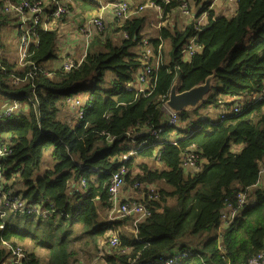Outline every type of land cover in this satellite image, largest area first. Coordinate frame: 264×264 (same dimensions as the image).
Wrapping results in <instances>:
<instances>
[{"label":"trees","instance_id":"1","mask_svg":"<svg viewBox=\"0 0 264 264\" xmlns=\"http://www.w3.org/2000/svg\"><path fill=\"white\" fill-rule=\"evenodd\" d=\"M152 1L166 14L183 0ZM194 1L197 16L207 13L205 24L163 25L155 36L147 37L154 49L168 40L170 50L165 61L162 51L151 85L144 90L126 88L142 65V52L134 49L145 37L142 14L112 23L107 33L95 35L101 48L87 49L68 70L44 66L56 56L54 28L37 30V42L30 44L22 64L0 53L3 188L12 189L29 206L48 210L44 217L12 209L0 214V264H13L12 249L17 245L23 251L21 264H81L82 256L96 255L97 264H144L155 259L161 264H246L263 248L264 98L248 103L245 97L264 87V0H233L229 17L216 15L209 8L212 0ZM70 2L82 11L100 7L99 0ZM15 21L0 6V28ZM115 33L121 35L117 41ZM193 35L201 48L184 57ZM213 68L216 75L206 101L177 114L178 125L151 135L149 130L165 122L163 103L173 80L181 91L202 82ZM78 91L83 112L68 121L61 111L71 107ZM242 99L241 110L232 112ZM13 100L20 108L5 113ZM200 108L208 110L193 116L192 111ZM211 109L214 116L209 115ZM130 130L135 132L133 143L127 135ZM143 139L146 146L123 160L121 155ZM193 146L199 154L197 168L186 170L181 159ZM46 151L54 163L39 173ZM121 164L127 169L124 187L143 192L135 199L149 214L130 231L119 230V243L106 247L103 242L111 230L133 221L106 219L111 208L108 185ZM17 178L24 188L16 189ZM240 192L246 196L239 206ZM227 204L235 214L218 232ZM25 240L29 246L20 244Z\"/></svg>","mask_w":264,"mask_h":264},{"label":"built area","instance_id":"2","mask_svg":"<svg viewBox=\"0 0 264 264\" xmlns=\"http://www.w3.org/2000/svg\"><path fill=\"white\" fill-rule=\"evenodd\" d=\"M168 2L169 0H164ZM233 2V0H228ZM1 8L6 13H10L11 16L16 18V28L18 33V62L20 64L23 63L24 58L28 54V48L30 44H34L37 42V30H49L52 29V24L59 18L65 16L68 12V0H1ZM144 7H153L157 8L159 11V16L164 18L166 14L163 13L162 7L154 3L153 1H147L144 4H137L133 6L131 4V0H106L105 4L100 1V7L98 11L87 15L86 23L81 28V32L84 37L85 46H88L91 38L93 35H100L103 33L105 29V21H104V12L110 11L111 16L114 19L115 24H121L125 20L129 19L131 16L137 13L138 10H141ZM210 8V6H209ZM177 9L182 11L185 14L190 12V5L188 0H183L177 6ZM207 13L203 12L200 16L202 18L206 16ZM198 28L202 24L199 21L196 22ZM142 45L144 49L142 51V65L140 70L136 74V78L133 82H128L126 88L136 87L140 90L146 89L149 85H151V78L152 73L154 70L159 66L162 61V44H158L157 48L154 49L149 42L147 37L142 38ZM201 46L196 41V36H191L183 50L184 57H190L194 52L199 51ZM86 52V51H85ZM0 53H1V41H0ZM85 53L83 54V56ZM82 56V58H83ZM81 58V59H82ZM80 59V60H81ZM80 60H74L73 58L66 57L63 60L62 68L68 70L75 66L77 62ZM264 98V87L257 92H252L247 94L245 99L248 103L255 102L257 100H261ZM245 99L238 100L234 103L231 111L232 112H239L243 106V101ZM77 105V114L80 116L82 115L83 108L81 107V100L80 98H75ZM18 104L17 101L13 100L10 105H8L5 109V113L9 114L15 111ZM73 105V104H72ZM167 112V116L165 119L164 124L160 125L156 129L149 130V133L154 137H157L163 130L164 126H173L178 125V115L169 112L164 108ZM229 112V111H223ZM220 117H223V114H220ZM147 131V130H146ZM132 142H134V135L135 132L130 130L127 134ZM138 135V133L136 134ZM147 140L143 139L138 144L134 145L131 150L128 152L123 153L122 159L126 160L130 155L136 153L142 146H146ZM6 153V149L4 146L0 144V156ZM199 158V154L197 152V148L193 146L187 152L183 153L181 159V165L183 168L187 169H196L197 168V160ZM126 167L121 164L118 170L112 174L108 185V194H109V201L111 204V208L107 214V221H115V219L122 218V217H131L132 218V226L135 225L140 219L144 218L149 214L148 208L139 200L137 199H129V198H122L120 196V192L125 185V178L124 173L126 172ZM261 173H264V168L261 169ZM5 179L3 176V172L0 167V214L1 216L5 214V209H12L19 211L21 213L24 212H33L37 215L45 216L47 213V209L42 210L39 206H29L26 204L24 200L21 199L19 195H14L13 190L10 188H3ZM82 183L84 181L82 180ZM134 190L136 189L135 186L132 187ZM138 193L140 189H137ZM142 197V195H140ZM245 193H238V205H242L245 201ZM1 205L3 207H1ZM235 214V209L230 204H227L224 211H223V223L219 226L218 232L224 225H227L233 215ZM119 230L113 229L111 230L110 236L103 242L104 246L106 247H115L119 242L117 238ZM104 248H100V254L103 253ZM23 257V251L19 247H15L12 249V256L11 262L13 264H21V258ZM169 261H171L169 259ZM246 264H264V246L263 248L252 258H250Z\"/></svg>","mask_w":264,"mask_h":264},{"label":"crops","instance_id":"3","mask_svg":"<svg viewBox=\"0 0 264 264\" xmlns=\"http://www.w3.org/2000/svg\"><path fill=\"white\" fill-rule=\"evenodd\" d=\"M134 1L131 0V4L133 6H136L134 4H139L137 0H134ZM148 1H152V0H148ZM188 2L190 5V12L188 14L183 13L182 11L177 9V7H175L173 9H171L169 12H167L166 16L164 18H161L159 16V11L157 10V8L144 7L141 10H138V12H137L138 14L143 12L142 15L145 17L144 24H145V22H147L148 28L151 27V29H153L155 32L154 34L153 33H151L150 35L148 34V36H155L158 33V29L160 28V26H163V25L169 26L171 24L172 26H174L176 24L177 26L181 27V26H183V25H185L191 21H195V22L199 21L200 24H202V25L205 24L207 21V16H204L203 18L200 15L197 16L199 6L196 5V2L194 0H189ZM213 2H214V4H213ZM70 4H74V3L70 2ZM70 4H69L68 9L70 8ZM231 5H235V3H232L231 1H228V0H212L210 7L215 11L216 15L219 14L220 12H222V14L225 15L224 12L227 11V9L230 10ZM70 10H68V11H70ZM79 10H80V12H86V11H82L81 8H79ZM88 12L89 13H85L84 15L91 14L92 12H95V10H93L92 12L91 11H88ZM170 12H171V16L175 15V17H178L180 19V22L178 20H176V23H170V20L168 19ZM74 13H75V11H73V10L70 12H67V14L64 16V18H61V19L59 18L52 24V28L57 30L56 56L54 58L50 59V60H53V62L51 64L48 63L50 60H48L44 63V66H46L47 69H49V70L60 68L62 66L63 60L66 57L73 58L74 60H80L82 58L83 54L85 53V51L87 50L88 46H85L84 37H83V34L81 32V28H82V26L85 25V23L87 21L86 18L88 16L80 15L78 17L74 16V18H73ZM137 13L135 12V14H137ZM103 16H104V21L106 22L107 26H109V25L111 26V24L114 23V19L111 16L110 11H108V10L105 11ZM157 18L159 19L158 21H157ZM16 21L12 25L9 24V26L12 27L11 38L13 39L14 42L17 43L18 33H17V28H16ZM144 24H143V28H144ZM143 28H142V32H143V34H145L144 36L148 37L147 32ZM75 36H78L79 39L76 40ZM94 36L95 35H93V37H92L93 39H95ZM166 41H162V43H161L162 44V51H164V52L165 51L167 52V50L164 49L165 48L164 45H165ZM1 43H3V42H1ZM3 47H4V45H3ZM17 60H18V56H17L16 61ZM140 195H141V193H138L132 187H124L120 192V196L122 198L134 199V198L141 197Z\"/></svg>","mask_w":264,"mask_h":264},{"label":"rangeland","instance_id":"4","mask_svg":"<svg viewBox=\"0 0 264 264\" xmlns=\"http://www.w3.org/2000/svg\"><path fill=\"white\" fill-rule=\"evenodd\" d=\"M100 1H102L103 4H105V2H106V0H99V2ZM140 1L141 0H139L138 2H140ZM232 3H234V2H232ZM68 4H69V1H68ZM213 4H214V2H213ZM234 8H235V5H231V9L230 10L227 9V11L224 12L225 16L229 17L231 15L232 11L234 10ZM68 10H70V8ZM72 10L75 11V13L73 14V18H74V16H77L78 17L80 15L87 16V15H84V14L85 13H89L88 11H86V12H80L79 7L76 5V3L72 4V8H71L70 11H72ZM70 11H68V12H70ZM92 13H94V12H92ZM140 14H143V12H141ZM88 15H90V14H88ZM168 19L170 20V23H176V20H178L180 22V19L178 17H175V15L174 16H171V12L169 14ZM158 20L159 19L157 18V21ZM169 26L171 27L172 25L170 24ZM10 27L11 26H9V25H5V26H2L0 28V37H1V40L3 42L2 43V48H1V53H2V56H4L5 58H7L9 61H16L17 56H18V44L16 42H14L13 39L11 38V36H12V27L11 28ZM108 28H109V26H107V24L105 22V29H104L103 32L104 33H107ZM143 29L147 32V36H148V34L150 35L151 33H153V34L155 33L154 30L151 29V27L148 28L147 22H145ZM111 31L112 30H110L108 32V34H110ZM120 37H121V35L119 33H115L113 35V38H114L115 41L119 40ZM75 39L78 40L79 37L78 36H75ZM3 45H4V47H3ZM164 46H165L164 49L167 50V52L166 51H165V53L163 52V61H165V55L167 57L168 56V51L170 50V43H169L168 40L165 42V45ZM100 48H101L100 42L99 41H96L93 38H91L87 49H89V51H94V50H97V49H100ZM134 49L136 51H138V52L139 51L142 52L143 49H144V46L142 44H139ZM52 62H53V60H50L48 63L51 64ZM106 74L107 75H111V72L108 71V72H106ZM81 94H82V92L78 91L73 96L74 97L75 96H79L78 98H81L83 96ZM74 99L71 100V107L72 108L71 107H65L61 111V114H62L61 117L67 119L68 121L71 120V118L73 117V114H76L77 113V105L78 104L76 103V100H74ZM16 105L17 106H15L16 107L15 109L17 110L18 108H20L19 107V103L16 104ZM206 110H208V109H206ZM206 110H205V108H200L197 111H192V115L194 116V115H197L199 113L205 114L206 113ZM216 113L217 112H215V114ZM209 115L214 116V112L212 111V109L210 110V114ZM131 143H133V142H131ZM136 159H137V161H140L139 158H136ZM144 160L146 162L150 163L151 165H153V162H149L150 161L149 159H144ZM53 163H54V160L52 159V157L50 155V152L49 151H46L44 153L43 157H42V161H41V164H40V169H39L38 172L39 173H43V171L45 169H47V168H50L53 165ZM158 184H162V183H158ZM164 184L165 183H163L162 186ZM15 186H16V189H22V188H24V185H23V183L21 182V180L19 178L16 179ZM147 188L154 189L155 186H153V185H147ZM254 188H255V186L254 187H251L250 190H249V192H251ZM169 202H170V200H169ZM117 228H118V230L130 231L132 229V222H130V220H127L122 225L118 226ZM20 244H23L24 246H29L30 242L28 240H25L24 242H22ZM15 247H19L22 250V247L19 246V245L15 246ZM97 260H98V256L97 255L94 258H92V259L86 258L85 256H82L81 257V264H95V262ZM97 263L98 262H96V264ZM144 264H161V263L159 262V260L155 259L152 262H148V263H144Z\"/></svg>","mask_w":264,"mask_h":264},{"label":"water","instance_id":"5","mask_svg":"<svg viewBox=\"0 0 264 264\" xmlns=\"http://www.w3.org/2000/svg\"><path fill=\"white\" fill-rule=\"evenodd\" d=\"M215 75L216 68H213L202 82L196 83L181 91L177 89V79H174L163 103V107L174 114H180L184 111L197 109L203 102L206 101L207 94L213 86Z\"/></svg>","mask_w":264,"mask_h":264}]
</instances>
